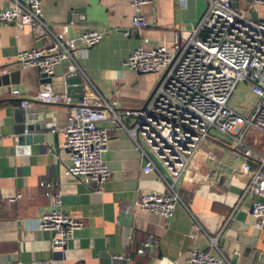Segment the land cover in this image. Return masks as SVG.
<instances>
[{"label":"crops","instance_id":"crops-1","mask_svg":"<svg viewBox=\"0 0 264 264\" xmlns=\"http://www.w3.org/2000/svg\"><path fill=\"white\" fill-rule=\"evenodd\" d=\"M6 1L0 0V8ZM240 5L244 4L239 1ZM206 8L203 0H187L183 9L173 0H156L141 7L148 27L126 37L124 32L131 28L135 15L127 0H41L42 19L53 33L70 24L69 39H77L88 30L103 33L99 44L68 66L107 102L115 101L117 112L142 107L162 78V73L127 70V57L145 40L146 48L170 49L175 31L195 28ZM46 42L37 40L30 27L17 30L12 24H0V71H8L0 73V264H97L100 255L116 264L115 257L124 264H185L190 248L210 254L218 251L223 264H251V254L264 256V230L254 229L250 216L252 197H242L244 179L232 172L246 158L233 149L227 136L216 134L206 140L212 159L195 174L196 181L190 180L192 173L173 181L154 158L155 170L145 173L146 156L120 124L109 118L105 122L109 140L103 155L111 172L109 179L97 186L64 174L70 163L69 151L61 147L62 133L51 132L47 124L61 128L72 104L34 101L32 108L46 114L42 133L26 132L21 111L25 109L19 105L20 98H33L42 86L51 88L42 84L39 70L14 64L19 52L41 48ZM237 88L247 91L250 106L253 96L244 86ZM13 90L20 95L13 96ZM72 101L76 103L77 97L72 96ZM122 121L127 127L132 123L131 118ZM20 135L29 138L18 145ZM256 141L245 143L256 149ZM41 182L56 184L64 212L83 224L62 251L50 249L51 233L34 227V220L50 209L47 190L39 187ZM172 190L181 201L169 219L134 206L138 192ZM16 194L22 196L9 203L8 198ZM125 233L132 238L129 244L123 239ZM218 233L216 251L209 248V239ZM147 238L157 240L158 245L136 254Z\"/></svg>","mask_w":264,"mask_h":264},{"label":"built area","instance_id":"built-area-1","mask_svg":"<svg viewBox=\"0 0 264 264\" xmlns=\"http://www.w3.org/2000/svg\"><path fill=\"white\" fill-rule=\"evenodd\" d=\"M154 1L127 0L135 15L124 36L148 27L141 7ZM173 1L183 9L187 0ZM203 1L207 4L203 17L192 30L175 31L170 49L146 48L145 40L124 61V67L130 71L162 73L142 107L117 112L116 102H107L89 82H83L84 92L76 103L72 97L52 93L51 88L44 85L33 98H20L19 105L23 109L31 108L37 100L72 104L61 128L53 123L47 127L53 133H62L61 147L69 151L70 163L63 173L82 178L88 185L101 186L111 175L103 160L109 140L105 122L109 118L120 124L146 156L145 173L155 170V159L173 181L185 173H192L190 180L196 181L195 174L212 159L203 143L216 134L229 137L233 149L246 158L232 172L244 179L242 197H252L253 228L263 231L264 154L249 147L244 140L248 130L264 137V0ZM239 1L244 4L242 8ZM234 2L236 7L232 6ZM0 24H12L17 30L30 27L37 40H48L41 48L19 52L14 63L19 68H35L46 75L53 74L63 63L75 62L82 52L99 44L104 37L101 32L88 30L77 39H69L66 34L72 24L53 33L42 19L41 0H7L0 8ZM72 71L77 72L75 68ZM0 73L6 75L8 71L3 69ZM239 86H244L254 99L241 110L229 105L231 95ZM11 94L20 95L18 90ZM125 118L132 119L128 127L122 121ZM55 186L52 182L39 184L47 190L50 209L34 220V227L51 233L50 249L62 251L83 224L64 212L62 194ZM21 196L16 194L7 201L15 202ZM179 201L181 198L174 190L171 193L138 192L134 206L169 219ZM218 235L209 239V248L216 251ZM189 237L194 238L192 234ZM123 239L127 244L132 242L127 233ZM157 245V240L147 238L136 254ZM187 254L185 264H223L224 261L218 251L210 254L190 248Z\"/></svg>","mask_w":264,"mask_h":264},{"label":"water","instance_id":"water-1","mask_svg":"<svg viewBox=\"0 0 264 264\" xmlns=\"http://www.w3.org/2000/svg\"><path fill=\"white\" fill-rule=\"evenodd\" d=\"M233 7H236L237 4L234 2L232 4ZM18 67V66H17ZM42 84H49L51 85L52 93L55 94H65L66 96L70 97H81L84 92V85L81 78L69 71L68 63H63L62 65L56 67L54 69L53 74L46 75L41 74ZM24 112V123L26 126V132L36 131L42 133L43 127L46 121V114L45 112H38L35 108H28L25 110H21ZM26 135V134H25ZM28 135L23 136L20 135L17 139V144L21 145L26 140H28ZM251 264H264V256L259 254H251L250 255ZM115 260V259H114ZM117 264H124L122 260H115ZM97 264H116L112 262L110 257L106 255H100L97 259Z\"/></svg>","mask_w":264,"mask_h":264},{"label":"rangeland","instance_id":"rangeland-1","mask_svg":"<svg viewBox=\"0 0 264 264\" xmlns=\"http://www.w3.org/2000/svg\"><path fill=\"white\" fill-rule=\"evenodd\" d=\"M247 3H249V0H247ZM241 6L242 5H240V7ZM246 95H247V91L245 90L241 91L239 88H237L231 95V98L229 99L230 100L229 105L231 106V104L233 103L235 106H240L241 108H244V109L247 108L248 103H250V100L246 99ZM245 135H246L245 140L249 144H251L257 138V141H256L257 143H254L255 148L257 151L259 150L264 153V137L263 136L257 134L254 130L252 131L248 130L245 133ZM203 145L207 146V141H205Z\"/></svg>","mask_w":264,"mask_h":264}]
</instances>
